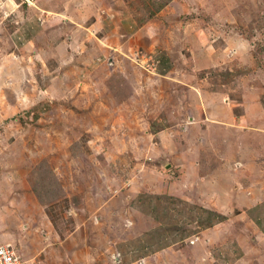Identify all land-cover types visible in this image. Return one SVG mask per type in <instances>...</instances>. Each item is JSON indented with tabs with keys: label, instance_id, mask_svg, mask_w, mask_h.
<instances>
[{
	"label": "rangeland",
	"instance_id": "374dc122",
	"mask_svg": "<svg viewBox=\"0 0 264 264\" xmlns=\"http://www.w3.org/2000/svg\"><path fill=\"white\" fill-rule=\"evenodd\" d=\"M19 2L0 8V246L264 264V0Z\"/></svg>",
	"mask_w": 264,
	"mask_h": 264
},
{
	"label": "built area",
	"instance_id": "2783aa9c",
	"mask_svg": "<svg viewBox=\"0 0 264 264\" xmlns=\"http://www.w3.org/2000/svg\"><path fill=\"white\" fill-rule=\"evenodd\" d=\"M12 6H16V0H7ZM31 0H20V5H25L30 7ZM3 8L2 0H0V8ZM0 264H22L20 257L18 256L14 247L10 244L0 246Z\"/></svg>",
	"mask_w": 264,
	"mask_h": 264
},
{
	"label": "trees",
	"instance_id": "16d2710c",
	"mask_svg": "<svg viewBox=\"0 0 264 264\" xmlns=\"http://www.w3.org/2000/svg\"><path fill=\"white\" fill-rule=\"evenodd\" d=\"M217 218H218L220 221H223V217H222V216L217 215Z\"/></svg>",
	"mask_w": 264,
	"mask_h": 264
}]
</instances>
